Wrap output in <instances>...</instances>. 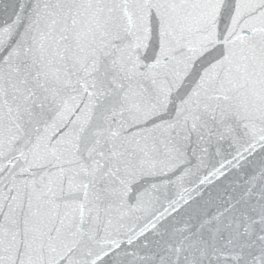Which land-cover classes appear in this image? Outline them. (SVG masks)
<instances>
[{
	"label": "snow or ice",
	"instance_id": "snow-or-ice-1",
	"mask_svg": "<svg viewBox=\"0 0 264 264\" xmlns=\"http://www.w3.org/2000/svg\"><path fill=\"white\" fill-rule=\"evenodd\" d=\"M0 264H264V0H0Z\"/></svg>",
	"mask_w": 264,
	"mask_h": 264
}]
</instances>
